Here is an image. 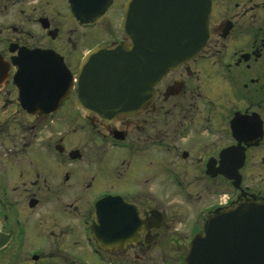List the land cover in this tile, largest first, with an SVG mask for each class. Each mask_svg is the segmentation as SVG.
Instances as JSON below:
<instances>
[{"label":"flooded vegetation","instance_id":"flooded-vegetation-1","mask_svg":"<svg viewBox=\"0 0 264 264\" xmlns=\"http://www.w3.org/2000/svg\"><path fill=\"white\" fill-rule=\"evenodd\" d=\"M129 1L0 0V264H185L211 216L264 202V0H201L206 45L103 117L76 106L77 75L150 29ZM49 62L67 93L22 108L14 75Z\"/></svg>","mask_w":264,"mask_h":264},{"label":"water","instance_id":"water-1","mask_svg":"<svg viewBox=\"0 0 264 264\" xmlns=\"http://www.w3.org/2000/svg\"><path fill=\"white\" fill-rule=\"evenodd\" d=\"M141 2L151 7L150 29L140 35L130 29L126 32L129 45L115 43L113 48L94 51L84 59L75 90L78 108H93L105 117L111 113L104 109L115 112L123 103L139 98L142 103L148 99L150 85L194 58L206 45L207 12L201 0ZM135 5L136 0L127 5L129 28L135 21ZM32 73L20 67L14 75L21 107L44 112L58 107L70 87L63 64L49 62L48 67ZM29 76L34 78L27 83ZM104 204L103 200L96 204L100 224ZM95 237L99 243V233ZM185 264H264V202L245 201L211 216L202 234L190 242Z\"/></svg>","mask_w":264,"mask_h":264}]
</instances>
